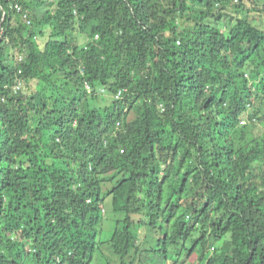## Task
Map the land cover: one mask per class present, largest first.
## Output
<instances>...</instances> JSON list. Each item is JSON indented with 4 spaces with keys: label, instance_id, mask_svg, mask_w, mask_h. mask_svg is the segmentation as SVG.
<instances>
[{
    "label": "trees",
    "instance_id": "16d2710c",
    "mask_svg": "<svg viewBox=\"0 0 264 264\" xmlns=\"http://www.w3.org/2000/svg\"><path fill=\"white\" fill-rule=\"evenodd\" d=\"M234 1L0 0V264H264V0Z\"/></svg>",
    "mask_w": 264,
    "mask_h": 264
},
{
    "label": "rangeland",
    "instance_id": "374dc122",
    "mask_svg": "<svg viewBox=\"0 0 264 264\" xmlns=\"http://www.w3.org/2000/svg\"><path fill=\"white\" fill-rule=\"evenodd\" d=\"M235 3L239 2V1H234ZM229 11L232 12V14L234 15L235 18H242V17H245L247 15V11L241 7H235V6H231L229 8ZM257 12H254V13H250V17L253 16V14H255ZM36 15L37 17H40L41 16V12L40 10L36 11ZM262 20L264 21V16L262 17ZM264 23V22H263ZM225 25V24H224ZM226 26H223L222 28L225 30L226 29ZM17 51H15L16 53ZM31 85L32 87L34 88H38L39 87V83L36 81V80H33L31 81ZM106 98H108V96H105ZM132 116V114H131ZM247 122H248V119H247ZM261 127L264 129V124L261 125ZM107 218L105 220V223H104V226H103V233H102V236H103V240L107 241L110 237V232L111 230L114 228V225H115V221H114V214L111 212V211H108L107 212ZM161 224V223H160ZM144 234H145V230H144ZM147 235L149 236V239L144 241L143 243V248L145 247V245H148L149 243H155L156 241V237H154V235L151 237V232L148 231V229H146V237ZM154 237V238H153ZM146 239V238H145ZM169 261H167L168 264H173L176 256L175 254H170L169 256ZM156 259V258H155ZM154 259V260H155ZM177 259V258H176ZM150 260L152 261L151 263L149 262V255L148 254H145L144 255V264L148 263V264H166L164 263V261H161L159 259H156L155 261L152 260V257L150 258Z\"/></svg>",
    "mask_w": 264,
    "mask_h": 264
},
{
    "label": "built area",
    "instance_id": "2783aa9c",
    "mask_svg": "<svg viewBox=\"0 0 264 264\" xmlns=\"http://www.w3.org/2000/svg\"><path fill=\"white\" fill-rule=\"evenodd\" d=\"M15 7H16L18 10H22V6L19 5V4H16ZM24 17H25V19L28 21V23H30V20H29V18H28L27 13L24 14ZM22 83H23V81L20 80L19 85L17 86V88H19V87L22 85Z\"/></svg>",
    "mask_w": 264,
    "mask_h": 264
}]
</instances>
